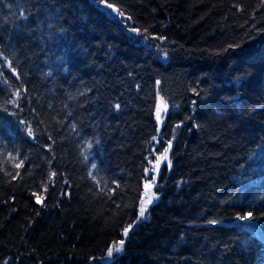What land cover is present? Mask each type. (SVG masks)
<instances>
[{"label": "trees", "instance_id": "16d2710c", "mask_svg": "<svg viewBox=\"0 0 264 264\" xmlns=\"http://www.w3.org/2000/svg\"><path fill=\"white\" fill-rule=\"evenodd\" d=\"M107 3L0 0V264H264V0Z\"/></svg>", "mask_w": 264, "mask_h": 264}, {"label": "snow or ice", "instance_id": "6c2138e0", "mask_svg": "<svg viewBox=\"0 0 264 264\" xmlns=\"http://www.w3.org/2000/svg\"><path fill=\"white\" fill-rule=\"evenodd\" d=\"M102 4H103V7L105 8V10H108L110 9L111 12L109 13L110 15L111 14H116V15H119L121 18H124V13L122 10L114 7L113 4L111 3H107V0H101ZM21 15L23 16V12H21ZM128 19H131V17H128ZM132 32H137L138 33V29H131ZM159 39H164V37H158ZM145 39H147V37H145ZM6 59V58H5ZM9 67H11V64H9ZM12 72L15 73V69H12ZM19 77L17 76V79ZM16 96H19L20 93L19 91H17L15 93ZM11 103H15V101H11ZM117 108H119V105H116ZM167 108V105H164L163 107H161L160 104L157 105V109H156V116H157V120L159 121L160 118H161V114L162 112ZM22 124H25V122H21ZM74 127V126H73ZM27 135L28 136H33V130L31 129L30 126H27ZM156 137H153V140H155ZM89 147H91V145H89ZM171 147V144H169V148ZM169 148H165L164 149V154L162 156H157L156 157V160H155V164H154V169L158 170L159 167H160V164L162 161L164 160H167V153L169 151ZM85 159H87V157H85ZM148 163L149 164H152V160L149 159L148 160ZM21 165L18 164L16 165V167H20ZM93 168H96V165L93 164L92 165ZM149 172V169L146 168L145 169V174H147ZM53 176L55 175V173L52 174ZM89 175L92 176V178L95 180L96 177L92 174V172H89ZM15 179V177H14ZM152 182L149 183V182H145L144 184V189H145V197L146 199H143L141 201V207H140V217H143L144 214H145V209L147 207L148 204H151L153 202V199H154V193L151 192L152 188H153V185L155 184V176H152L151 178ZM45 191H47V188H45ZM33 196L36 197V202L37 203H41L42 202V199L43 197L42 196H39L37 195L35 192L32 193ZM138 217V219L140 218ZM248 217H251V213H248ZM242 219H244L245 217H241ZM210 223H215V221H210ZM132 228V225L129 224L128 227H126L123 232H124V235L127 236L129 230ZM124 244V241L121 240L119 241L117 244H114L112 247H109L108 250H107V257L108 258H112L114 253H119L122 251V246Z\"/></svg>", "mask_w": 264, "mask_h": 264}, {"label": "rangeland", "instance_id": "374dc122", "mask_svg": "<svg viewBox=\"0 0 264 264\" xmlns=\"http://www.w3.org/2000/svg\"><path fill=\"white\" fill-rule=\"evenodd\" d=\"M158 104H160L161 107H163L164 105H167V108L162 112V114H161V118H160L159 121L157 120L156 110H155V120H156V122H157V124H158V132H159V129H160V126H161V121H162V119H163V114L169 111V106H168V104L166 103V101L163 99V97L161 96L160 93L157 94L156 109H157V105H158ZM171 143H172V142H171ZM168 148H169V146H168ZM163 154H164V153H162V154L159 155V156H162ZM162 162H163V161H162ZM162 162H161V163H162ZM154 164H155V162L153 163V165H154ZM153 167H154V166H153ZM155 170H156V169H155ZM158 171H159V169L156 170V173H158ZM151 192L154 193V199H153V202L151 203V204H153V203L157 200V198H158V194H156L155 192H153V188H152ZM143 199H146V197H145V189H144V194H143V198H142V200H143ZM151 204H148L147 207H146V209H147ZM140 207H141V206H140ZM146 209H145V211H146ZM144 216H146V215H144ZM122 249H123V246H122ZM116 254H117V253H114V255H113L112 258H108L107 255H106V257L104 258L103 261H105V262H109V261H111V260L115 257Z\"/></svg>", "mask_w": 264, "mask_h": 264}]
</instances>
